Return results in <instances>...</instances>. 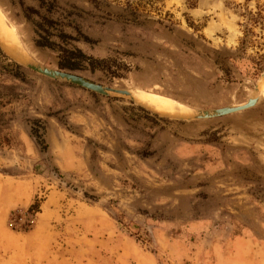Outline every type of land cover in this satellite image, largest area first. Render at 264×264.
<instances>
[{"label":"rangeland","instance_id":"1","mask_svg":"<svg viewBox=\"0 0 264 264\" xmlns=\"http://www.w3.org/2000/svg\"><path fill=\"white\" fill-rule=\"evenodd\" d=\"M101 1L109 5L56 0L50 16L92 39L74 42L84 53L127 70L68 72L135 101L170 98L180 111L142 101L147 110L21 66L30 59L58 69L56 53L34 45L17 3L0 0L16 40L0 35V231H36L33 257L48 252L50 264L242 262V238L264 243V90L241 111L186 113L254 96L264 80V0H129L147 9L141 25L117 18L124 0Z\"/></svg>","mask_w":264,"mask_h":264},{"label":"trees","instance_id":"2","mask_svg":"<svg viewBox=\"0 0 264 264\" xmlns=\"http://www.w3.org/2000/svg\"><path fill=\"white\" fill-rule=\"evenodd\" d=\"M10 1L19 5L23 18L31 24L34 33V45L39 48L50 49L56 53V66L58 69H64L66 71L87 69L89 71H93L97 68H104L112 77H120L121 71L127 70L125 63L119 62L112 57L98 58L88 55L79 47L74 45V42L77 41L90 43L92 42V39L81 33L75 26L71 27L76 31L75 34L64 31L62 26H69L70 21L66 24H62L60 21L50 16V14L57 8L56 0H33L35 5L25 4L24 0ZM87 1L91 2L95 7L104 3L101 0ZM104 5L108 6L109 3L105 2ZM122 6L123 8H121L119 12L116 11L115 14L117 18L123 19V22L133 25H141V22L147 21V9L145 6L139 5L136 2L132 3L129 0H124L122 2ZM193 6V3L189 5V7ZM154 9L159 11L158 8ZM164 14H166V12H164ZM187 24L193 29L195 28L193 24L189 22ZM13 66L14 69L11 74L14 78H20V74L18 72L20 66L16 63H14ZM1 87L9 91L11 90V86L9 85H2ZM137 108L143 110L140 107ZM3 116V113L0 112V126L2 124L6 125V121ZM31 130L35 131L33 128H31ZM37 203L38 201L35 199V201L28 206L26 214L33 217L35 212L38 211Z\"/></svg>","mask_w":264,"mask_h":264},{"label":"water","instance_id":"3","mask_svg":"<svg viewBox=\"0 0 264 264\" xmlns=\"http://www.w3.org/2000/svg\"><path fill=\"white\" fill-rule=\"evenodd\" d=\"M16 62L20 64L21 66L27 69H30L31 71L35 73L48 77L50 79L73 84L78 87L89 90L91 92L97 93L99 95L127 96L130 100L138 104L140 107H143L147 110L149 109L147 106H145L141 102L135 101L132 94L126 89H118V88L101 85L93 81H90L88 79H85L74 73L64 71V70H59L56 68L47 67L45 65H42L30 59H21V60H17ZM254 90H255V87H254ZM251 98L252 96L247 98L244 104H240V105H231V106L229 105V106L217 107V108H212V109L195 110L192 113H189L187 115V119H208V118L219 117V116L226 115L229 113L241 111L255 104L257 98H254L253 100H251Z\"/></svg>","mask_w":264,"mask_h":264},{"label":"crops","instance_id":"4","mask_svg":"<svg viewBox=\"0 0 264 264\" xmlns=\"http://www.w3.org/2000/svg\"><path fill=\"white\" fill-rule=\"evenodd\" d=\"M35 234L34 230L22 234L0 231V239L1 237L4 239L0 240V264H50L48 252L40 259L33 257L34 248L31 239ZM241 240L244 242L246 255L242 262L236 264H264V243L254 247L251 240L247 241V238ZM217 264L221 263L217 262Z\"/></svg>","mask_w":264,"mask_h":264},{"label":"bare ground","instance_id":"5","mask_svg":"<svg viewBox=\"0 0 264 264\" xmlns=\"http://www.w3.org/2000/svg\"><path fill=\"white\" fill-rule=\"evenodd\" d=\"M0 35H1V38L3 40L8 41V42L14 41L16 43V40H15V37H14L13 33L11 32L10 28L5 25V23H4L3 19L1 18V16H0ZM263 90H264V80L255 89L254 96L251 98V100H253L254 98H257V96H259V95H262ZM129 92L134 96V94L131 91H129ZM141 98H142V101L146 105H148L150 107H153L158 112L171 115V114H174V113L178 114L177 112L180 111L179 104L177 102L173 101L170 98L162 97V96H159V95L146 96L145 94H142ZM142 101L139 100V102L144 104ZM241 104H244V103H241ZM237 105H240V104H237ZM155 110H153V111H155ZM183 111H185V110H183ZM189 113L190 112L188 111L186 113V115L189 114ZM174 116H176V115H174Z\"/></svg>","mask_w":264,"mask_h":264},{"label":"built area","instance_id":"6","mask_svg":"<svg viewBox=\"0 0 264 264\" xmlns=\"http://www.w3.org/2000/svg\"><path fill=\"white\" fill-rule=\"evenodd\" d=\"M28 215V214H27ZM29 216V219L27 220H25L26 221V226H28V225H30V223H28V222H30L32 219H33V217L32 216H30V215H28Z\"/></svg>","mask_w":264,"mask_h":264}]
</instances>
